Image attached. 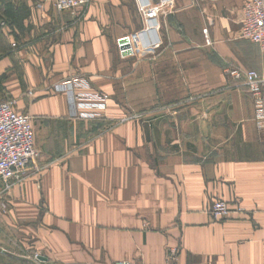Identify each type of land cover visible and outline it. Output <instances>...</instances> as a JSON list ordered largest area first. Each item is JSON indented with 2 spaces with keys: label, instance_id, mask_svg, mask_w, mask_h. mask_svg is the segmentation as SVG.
<instances>
[{
  "label": "crops",
  "instance_id": "1",
  "mask_svg": "<svg viewBox=\"0 0 264 264\" xmlns=\"http://www.w3.org/2000/svg\"><path fill=\"white\" fill-rule=\"evenodd\" d=\"M245 1L176 0L163 48L122 60L134 0H0V91L43 131L38 163L0 186V264H264V137L233 75L264 72L240 34ZM78 75L107 111L68 118L53 87ZM130 111L142 117L123 122ZM215 201L231 213L211 216Z\"/></svg>",
  "mask_w": 264,
  "mask_h": 264
},
{
  "label": "built area",
  "instance_id": "2",
  "mask_svg": "<svg viewBox=\"0 0 264 264\" xmlns=\"http://www.w3.org/2000/svg\"><path fill=\"white\" fill-rule=\"evenodd\" d=\"M92 0H42L40 7L52 5L58 12L84 11ZM140 29L116 41L118 55L122 60L155 55L164 46L163 20L176 10V0H134ZM4 25V24H2ZM203 34L208 39V29ZM241 37L260 48L264 58V0H246L243 7ZM243 80L254 107V123L264 137V72L254 70L233 74ZM53 92L67 98L69 119H78L84 112H105L110 96L96 90L89 78L78 75L69 77L53 87ZM39 153L36 149L35 132L31 118L18 113L13 102H0V186L9 192L15 182L22 178ZM214 218L231 213L229 205L215 201L209 207ZM175 253V252H174Z\"/></svg>",
  "mask_w": 264,
  "mask_h": 264
},
{
  "label": "rangeland",
  "instance_id": "3",
  "mask_svg": "<svg viewBox=\"0 0 264 264\" xmlns=\"http://www.w3.org/2000/svg\"><path fill=\"white\" fill-rule=\"evenodd\" d=\"M135 4V2H134ZM135 8H136V5H135ZM136 14L138 15L137 13V9H136ZM166 19V18H165ZM165 19L163 20V27H164V21ZM4 24V23H2ZM140 29V28H139ZM138 29V30H139ZM137 30V31H138ZM163 35V34H162ZM183 80V83H184V79ZM92 83V82H91ZM93 85V84H92ZM94 87V86H93ZM96 89V88H95ZM97 90V89H96ZM99 91V90H98ZM102 92V91H100ZM105 93V92H103ZM107 94V93H106ZM109 95V94H108ZM110 96V95H109ZM110 101H111V96H110ZM109 101V103H110ZM0 102H13L14 103V108H18V106L22 105L23 109L22 110H19V112H21L22 114H25V115H28L31 120H32V123H33V127H34V132H35V140H36V149L39 153V158L37 159L36 161V164L38 163L39 159L41 158V153H42V146H43V137H42V126L40 125V120L38 122V120H34L30 114L28 113L27 111V108L29 107L30 103L29 102H26V101H20V99H13L12 96L10 95H7V94H4L3 92L0 91ZM109 109V107H108ZM18 112V113H19ZM142 113L141 112H134V111H130V113L128 115H126L122 121L125 122V121H128L130 119H140L142 117L141 115ZM69 118V117H68ZM71 120H77V119H71ZM35 164V165H36ZM35 165H32L31 167H34ZM30 167V168H31ZM8 233V232H7ZM23 246V245H22ZM23 257H26V258H31V263L32 264H44V263H41L43 261H40V258L42 257V255H39V254H33V255H22ZM45 258V257H43ZM24 260V259H23Z\"/></svg>",
  "mask_w": 264,
  "mask_h": 264
},
{
  "label": "water",
  "instance_id": "4",
  "mask_svg": "<svg viewBox=\"0 0 264 264\" xmlns=\"http://www.w3.org/2000/svg\"><path fill=\"white\" fill-rule=\"evenodd\" d=\"M40 261H43V262H45V261H46V259H45V258H43V257H41V258H40Z\"/></svg>",
  "mask_w": 264,
  "mask_h": 264
}]
</instances>
